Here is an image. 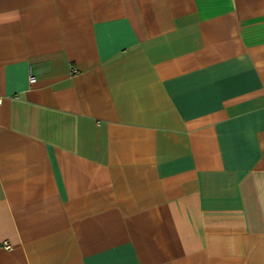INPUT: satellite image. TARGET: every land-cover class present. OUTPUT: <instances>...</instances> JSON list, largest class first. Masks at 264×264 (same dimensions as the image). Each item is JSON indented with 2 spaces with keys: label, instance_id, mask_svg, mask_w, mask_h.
Masks as SVG:
<instances>
[{
  "label": "crops",
  "instance_id": "crops-1",
  "mask_svg": "<svg viewBox=\"0 0 264 264\" xmlns=\"http://www.w3.org/2000/svg\"><path fill=\"white\" fill-rule=\"evenodd\" d=\"M0 96V264H264V0H0Z\"/></svg>",
  "mask_w": 264,
  "mask_h": 264
},
{
  "label": "built area",
  "instance_id": "built-area-1",
  "mask_svg": "<svg viewBox=\"0 0 264 264\" xmlns=\"http://www.w3.org/2000/svg\"><path fill=\"white\" fill-rule=\"evenodd\" d=\"M30 81H31V82H35V81H36V77H35L34 75H31V76H30ZM1 103H2V97L0 96V104H1ZM6 247H7V248H11V246H10L8 243L6 244Z\"/></svg>",
  "mask_w": 264,
  "mask_h": 264
}]
</instances>
